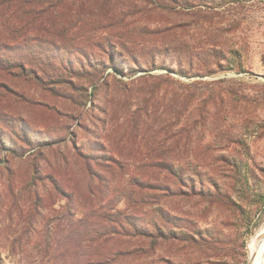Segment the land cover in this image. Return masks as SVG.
Returning a JSON list of instances; mask_svg holds the SVG:
<instances>
[{
	"label": "rangeland",
	"instance_id": "1",
	"mask_svg": "<svg viewBox=\"0 0 264 264\" xmlns=\"http://www.w3.org/2000/svg\"><path fill=\"white\" fill-rule=\"evenodd\" d=\"M66 2L70 9L59 13L78 18L75 44L93 35L96 41L140 43L142 67L123 57L117 70L104 51L91 48L65 55L63 66L72 67L59 69V76H43L36 66L38 76H0V128L12 131L23 155L0 150V194L10 185L20 196L19 207L11 205L14 196L0 205V264H25L7 241V227L27 214L33 164L45 184V212L57 215L65 204L62 194L86 186L72 150L87 154L89 143L121 153L129 175L167 188L164 197L151 194L146 214L166 232L200 244L162 243L154 254L127 264H253L250 242L264 233V0H174L172 11L141 0ZM164 42L177 52L174 69H152L147 61ZM142 76H170L174 84L159 89L156 79L145 83ZM138 111L144 125L134 135L130 115ZM17 119L36 139L57 143L44 152L45 161L27 149L31 137L6 125ZM158 143L166 160L180 168L181 183L147 159ZM156 208L171 218L157 219L151 213Z\"/></svg>",
	"mask_w": 264,
	"mask_h": 264
},
{
	"label": "trees",
	"instance_id": "2",
	"mask_svg": "<svg viewBox=\"0 0 264 264\" xmlns=\"http://www.w3.org/2000/svg\"><path fill=\"white\" fill-rule=\"evenodd\" d=\"M55 1L0 0V76H38L34 72L38 67L43 69V76H59V69L69 70L68 68L72 67L63 66L65 55L80 54L83 49L91 48L104 51L108 61L117 70H121L124 65L123 57L128 58L134 66L142 67L139 59L140 51L137 52V45H141L140 43L131 42L127 46L125 43L110 42L105 37L102 41H96L97 37L93 35L84 37L88 39L84 40L83 45L75 44L79 38L74 37L73 31L77 26L78 18L71 15L68 10L65 11L64 16L61 15L59 13L61 8L70 9L68 2L59 0L55 3ZM72 1L76 5L79 0ZM141 1L156 9L174 10L172 5L174 0ZM136 14L137 11L131 16L134 17ZM128 34L130 32L125 33ZM172 44L164 42L162 49L155 48L157 50L152 53L151 60L147 61L152 69H174L172 65L177 62L175 58L177 52ZM168 61L169 64H164ZM157 63L162 64L154 66ZM142 77L145 83L148 79H156L159 89L163 86L169 89L174 84L170 76ZM196 93L197 91L193 96ZM130 124L135 135L136 130L144 125L142 113L139 114L138 111L130 115ZM6 125L9 128L15 126L23 133L24 138L31 137V140L26 142L27 149L31 151L35 149L31 154L38 156L42 161H45L44 152L52 151L57 144L51 140H43L37 135L38 139H36L34 133L21 119L15 120L12 126H9L11 123ZM157 137L158 134L155 139ZM162 146V143L150 146L147 159L152 161L156 168L165 170L173 178L175 177L177 183H181L182 175L178 173L180 168H175L166 160ZM21 149L16 148L12 131L8 129V132H5L0 128V150L12 154L13 157H19L23 156L18 153ZM73 149L72 155L83 167L86 186L82 192L71 190L62 194L65 204L57 215L56 212H45L47 208L50 209L43 198L47 192H41L40 189L44 190L45 184L40 176V169L33 164L27 189L33 196L30 197L27 205V214L24 215L25 217L21 216L22 220L17 224H10L7 227V231L12 234H9L11 240L7 241L12 243L14 254H17L22 262L25 264H127L129 261L134 262L138 258L154 254L156 249L166 242H179L189 248L200 247V244L187 234L176 235L172 230L166 232L163 226L150 218L153 216L146 214L144 208L148 198L168 195L167 188L164 186L155 188L157 184L129 175L126 170L130 166L121 162H126L127 159L121 153L107 151L100 143L97 146L89 143L87 154L76 146H73ZM117 177L121 178V182ZM52 184L56 186L54 182ZM113 184L118 187H111ZM21 192H26L25 186L20 189ZM7 196L10 198L14 196L11 205L19 207L17 201L20 196L14 194L10 185L7 186L6 194H0V205L3 204V199L8 200ZM261 198L264 199V196ZM121 203L125 205L123 208H119ZM225 203L230 204L232 201L227 198ZM151 213L161 221H168L171 218L160 208L151 210ZM1 223L0 219V226ZM3 235L5 233H0L2 239ZM196 235L200 237V234ZM134 240L140 243L137 247L133 244Z\"/></svg>",
	"mask_w": 264,
	"mask_h": 264
},
{
	"label": "bare ground",
	"instance_id": "3",
	"mask_svg": "<svg viewBox=\"0 0 264 264\" xmlns=\"http://www.w3.org/2000/svg\"><path fill=\"white\" fill-rule=\"evenodd\" d=\"M250 256L255 257L253 264H264V233L251 240Z\"/></svg>",
	"mask_w": 264,
	"mask_h": 264
}]
</instances>
